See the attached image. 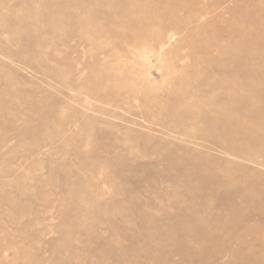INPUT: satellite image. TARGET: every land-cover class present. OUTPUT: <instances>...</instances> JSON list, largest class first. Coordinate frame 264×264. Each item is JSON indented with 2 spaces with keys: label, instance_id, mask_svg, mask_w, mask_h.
<instances>
[{
  "label": "rangeland",
  "instance_id": "obj_1",
  "mask_svg": "<svg viewBox=\"0 0 264 264\" xmlns=\"http://www.w3.org/2000/svg\"><path fill=\"white\" fill-rule=\"evenodd\" d=\"M263 9L0 0V264H264Z\"/></svg>",
  "mask_w": 264,
  "mask_h": 264
},
{
  "label": "bare ground",
  "instance_id": "obj_2",
  "mask_svg": "<svg viewBox=\"0 0 264 264\" xmlns=\"http://www.w3.org/2000/svg\"><path fill=\"white\" fill-rule=\"evenodd\" d=\"M99 1H100V0H99ZM253 5H254V4H253ZM252 7H253V6H252ZM263 10H264V9H263ZM259 12H260V11H258V13H259ZM262 12L264 13V11H262ZM248 13H250V12L248 11ZM253 13H254V12H253ZM251 15H252V14H251ZM251 15L249 14V16H251ZM260 15H261V14H260ZM255 16H257V15H255ZM261 16H262V15H261ZM263 16H264V15H263ZM246 17H247V15H246ZM251 18H252V17H251ZM261 21H263V20H261ZM262 25H263V24H262ZM250 31H251V30H250ZM243 32H244V31H243ZM245 32H246V31H245ZM248 36H250V34H249ZM260 36L262 37V35H260ZM243 37H245V36L243 35ZM262 39H264V37H263ZM250 40H252V39H250ZM260 41H261V40H260ZM262 41H263V40H262ZM244 44H245V43H244ZM245 45H247V44H245ZM223 52H226V51H223ZM221 53H222V52H221ZM226 53H227V52H226ZM250 53H252V52H250ZM258 53H259V52H258ZM223 54H224V53H223ZM247 54H248L249 56L252 55V54L250 55L249 53H247ZM260 55H262V54L260 53ZM219 56H220V55H219ZM235 56H236V55H235ZM237 56H238V55H237ZM244 56H245V54H244ZM221 57H222V56H221ZM228 57H229V56H228ZM245 57H246V56H245ZM245 57H243V59H244ZM226 58H227V57H226ZM234 58H235V57H234ZM247 59H248V58H247ZM254 59H255V58H254ZM262 59H263V58H262ZM239 60H240V59H239ZM263 60H264V59H263ZM240 61H241V60H240ZM243 62H244V61H243ZM249 62H250V61H249ZM239 63H240V62H239ZM243 64H244V63H243ZM245 64H246V62H245ZM245 64H244V65H245ZM249 64H250V63H249ZM249 64H248V65H249ZM236 65H238V64H236ZM246 65H247V64H246ZM262 66H263V65H262ZM237 67H238V66H237ZM249 68H250V67H249ZM252 68H253V67H252ZM255 68H256V67H255ZM258 68H259V67H258ZM240 69H242V68H240ZM245 69H246V68H245ZM236 70H237V68H236ZM255 70H256V69H254V71H255ZM258 71H259V70H258ZM256 72H257V71H256ZM237 73H239V72H237ZM248 73H249V72H248ZM257 73H258V72H257ZM257 73H256L255 75H259V73H258V74H257ZM248 75H251V74H248ZM253 75H254V74H253ZM251 76H252V75H251ZM233 78H234V77H233ZM250 78H251V77H250ZM246 79H247V78H246ZM229 80H230V79H229ZM252 80H253V79H252ZM230 81H231V80H230ZM243 81H244V80H243ZM245 81H246V80H245ZM250 81H251V79H250ZM231 82H232V81H231ZM246 82H248V80H247ZM225 83H228V82H225ZM225 83H224V80H223V84H225ZM234 83H235V82H234ZM239 83H240V81H239ZM249 83H250V82H249ZM249 83H247V85H248ZM253 83H255V82H253ZM221 84H222V82H221ZM223 84H222V86H223ZM228 84H229V83H228ZM263 84H264V83H263ZM263 84H262V85H263ZM235 85H236V83H235ZM253 85L256 86V84H253ZM262 85H261V86H262ZM245 86H246V85H245ZM245 86H244V87H245ZM259 86H260V85H258V87H259ZM263 86H264V85H263ZM219 87H221V86L219 85L217 88H219ZM237 87L239 88V86H237ZM258 87H257V88H258ZM223 88H224V87H223ZM234 88H235V87H234ZM238 88H237V89H238ZM249 88H250V87H249ZM259 88H260V87H259ZM261 88L263 89L264 87H261ZM232 89H233V86H232ZM232 89H229V90H232ZM241 89H243L242 92L245 90L244 88H241ZM250 89H251V88H250ZM252 89H256V88H252ZM252 89H251V90H252ZM225 90H226V89H225ZM229 90H228V91H229ZM258 90H259V89H258ZM260 90H261V89H260ZM226 91H227V90H226ZM235 91H236V90H235ZM256 91H257V90H256ZM231 92H232V91H231ZM233 92H234V91H233ZM237 92H238V91H237ZM237 92H236V93H237ZM234 93H235V92H234ZM236 93H235V94H236ZM243 93H244V92H243ZM243 93H242V94H243ZM248 93H249V92H248ZM253 93H254V92H252V94H253ZM259 93H260V92H259ZM227 94L231 95L232 93H231V94H230V93H227ZM250 94H251V93H250ZM263 94H264V89H263ZM263 94H262V95H263ZM229 95H228V96H229ZM245 95H246V93H245ZM232 96H233V95H232ZM235 96H236V95H235ZM257 96H258V95H257ZM229 97H230V96H229ZM242 97H243V96L241 95V96H240V99H241ZM245 97H249V96H245ZM235 98H236V97H235ZM235 98H233V100H234ZM238 98H239V97H238ZM238 98H237V99H238ZM231 99H232V97H231ZM231 99H230V100H231ZM237 99H235L236 101H233V103L238 102ZM240 99H239V100H240ZM242 99H243V98H242ZM260 99H261V98H258V100H260ZM263 99H264V96H263ZM241 101H242V100H241ZM245 101H247V100H245ZM245 101H242V103L245 102ZM248 101L251 103L250 100H248ZM248 101H247V103H248ZM231 102H232V101H231ZM258 102L260 103V101H258ZM229 103H230V102H229ZM239 103H241V102H239ZM245 103H246V102H245ZM236 104H237V103H236ZM243 104H244V103H243ZM261 104H264V103L261 102L260 105H261ZM241 105H242V104H241ZM241 105H239V106H241ZM247 105H249V104H247ZM256 105H257V104H256ZM244 106H245V105H244ZM251 106H254V105L251 104ZM262 106H263V105H262ZM245 107H246V106H245ZM249 107H250V106H249ZM249 107L247 106L245 109H247V108L249 109ZM254 107H255V106H254ZM256 108L258 109V106H257ZM259 108H261V106H259ZM263 108H264V107H263ZM216 109H218V108H216ZM219 109H221L222 111H224L226 108H223V106H222V107H220ZM219 109H218V112H220ZM253 110H254V109H253ZM253 110H252V111H253ZM248 112H250V109L248 110ZM255 112H256V111H255ZM255 112H254V113H255ZM262 112H263V111H262ZM262 112H261V113H262ZM257 113H259V115H261L260 112L257 111ZM216 114H217V113H216ZM224 114H225V113H224ZM250 114L252 115L253 113H250ZM217 115H219V114H217ZM220 115H221V114H220ZM254 116H258V114H257V115L254 114ZM263 117H264V116H263ZM230 121H235V120H234V119H233V120L231 119ZM214 122H215V121H214ZM209 123H210V122H209ZM218 123H219V122H218ZM232 123H234V122H232ZM211 124H213V123H211ZM211 124H210V125H211ZM234 124H235V123H234ZM236 124H237V123H236ZM236 124H235L234 126H235V127H238V126H236ZM238 124H239V122H238ZM244 124H245V123H244ZM244 124L242 123L241 125L243 126ZM214 125H216V123H215ZM218 125L221 126L220 124H218ZM246 125H247V124H246ZM250 125H252V124H250ZM250 125L248 126L249 129H250ZM239 126H240V125H239ZM253 126H254V125H253ZM258 126H259V125H258ZM258 126H257V127H258ZM260 126H262V125H260ZM254 128H255V127H254ZM259 128H260V127H259ZM210 129H211V128H210ZM239 129H240V128H239ZM241 129L243 130L242 127H241ZM241 129H240V130H241ZM257 129H258V128H257ZM263 129H264V128H263ZM233 130H237V128H235V129H233ZM242 130H241V131H242ZM244 130H245L246 133H248V132H247V129H244ZM257 131H258V130H257ZM259 131H260V130H259ZM261 131H262V130H261ZM263 131H264V130H263ZM263 131H262V132H263ZM232 132H234V131H232ZM232 132H231V133H232ZM236 132H238V131H236ZM242 132H244V131H242ZM251 132H254V130H252ZM229 133H230V132H229ZM234 133H235V132H234ZM246 133H245V134H246ZM249 133H250V131H249ZM252 134H253V133H252ZM261 134H262V133H260V136H261ZM226 135H227V134H226ZM228 135H229V134H228ZM230 135H231V134H230ZM235 135H237V133H236ZM239 135H242V133L239 134V132H238V135H237L238 138H239ZM253 135H254V134H253ZM233 136H234V135H233ZM245 136H246V135H245ZM245 136H244V134L242 135V137H245ZM247 136H248V135H247ZM250 136H251V135H250ZM260 136L258 135V137H259L258 140L260 139ZM226 137H227V136H226ZM226 137H224V138H226ZM253 137H254V136H253ZM256 137H257V136H256ZM229 138H232V137H229ZM238 138H237V139H238ZM240 138H241V137H240ZM227 139H228V138H227ZM227 139H225V140H227ZM247 139H248V137H247ZM250 139H252V136L250 137ZM250 139H248V140H250ZM232 140H234V139H232ZM244 140H245V139H244ZM252 140H253V139H252ZM227 141H229V140H227ZM227 141H226V142H227ZM250 141H251V140H250ZM256 141H257V140H256ZM243 142L245 143V141H243ZM261 142H262V141H261ZM254 143L256 144L257 142H252V144H254ZM224 144H225V143H224ZM239 144H240V143H239ZM259 144H260V143L258 142V146H259ZM250 145H251V144H250ZM221 146H224V145H221ZM225 146H226V145H225ZM241 146H242V145H241ZM256 146H257V144H256ZM227 147H228V146H227ZM242 147H244V146H242ZM227 149H228V148H227ZM235 149H236V147H235ZM243 149H244V148H243ZM243 149L241 150V152H242V151H243V152H246V151H245L246 149H245V150H243ZM248 153H249V152H248ZM248 153H247V154H248ZM250 153H252V152H250ZM237 155H238V154H237ZM245 155H246V154H245ZM252 155H253V154H252ZM244 157H245V156H244ZM253 157H255V156H253ZM245 158L247 159V157H245ZM250 158H251V157H250ZM251 159H253V158H251ZM251 159H250V160H251ZM182 160H183V159H182ZM194 160H195V159H194ZM251 161H252V160H251ZM188 162H189V161H188ZM194 162H195V161H194ZM253 162H254V161H253ZM190 163H191V162H190ZM182 164H183V163H182ZM226 164H227V163H225V166H226ZM183 165H184V164H183ZM208 165H210V164L208 163L207 166H206V165H205V166L208 167ZM213 165H214V164H212V166H213ZM181 166H182V165H181ZM185 167H187V165H186ZM185 167H184V168H185ZM199 167H200V166H199ZM222 167H223V166H222ZM182 168H183V167H182ZM184 168H183V170H184ZM200 168H201V167H200ZM208 168H209V167H208ZM210 168H211V166H210ZM210 168H209V169H210ZM218 168H219V167H218ZM213 169H214V167H213ZM213 169H212V170H213ZM224 169H225V168H224ZM186 170H187V168H186ZM215 170H216V169H215ZM217 170H218V169H217ZM219 170H220V169H219ZM187 171H188V170H187ZM200 171H202V170H200ZM224 171H227V170L225 169ZM230 171H231V170H230ZM230 171L228 170V173H230ZM219 172H220V171H219ZM221 172H222V170H221ZM232 172L235 173V174H237L234 170H233ZM197 173H198V172H197ZM199 173H201V172H199ZM217 173H218V172H217ZM224 173L226 174V172H224ZM224 173H223V174H224ZM214 174H216V173H214ZM216 175H217V174H216ZM218 175H219V174H218ZM226 175H227V174H226ZM229 175H230V174H229ZM197 176H198V175H197ZM203 176H204V175H203ZM219 177H222V176H219ZM233 177H234V176H233ZM233 177L231 176V178H233ZM240 177H241V176H240ZM202 178H203V177H202V175H201L200 179H202ZM207 178H208V177H205V176H204V180L207 179ZM209 178H210V177H209ZM209 178H208V180L211 179V178H210V179H209ZM212 178L215 179L216 177H215V178L212 177ZM225 178H226V177H225ZM231 178H230V179H231ZM238 178H239V177H238ZM238 178H237V179H238ZM243 178H245V176L242 177L241 180H242ZM218 179H219V178H218ZM227 179H229V178L227 177ZM235 179H236V178H235ZM211 180H212V179H211ZM216 180H217V179H216ZM233 180H234V178L232 179V182L235 183V181H233ZM241 180H240V181H241ZM202 181H203V180H202ZM213 181H214V180H212V182H213ZM217 181H219V180H217ZM220 181H221V180H220ZM247 181H248V177H247ZM193 182H194V181H193ZM206 182H207V181H206ZM209 182H210V181H209ZM242 182L247 183V182H245V180L242 181ZM196 183H197V182H196ZM207 183H208V182H207ZM218 183H220V182H218ZM249 183H250V182H249ZM194 184H195V183H194ZM208 184H209V183H208ZM212 184H213V183H210V185H212ZM215 184H216V182H215ZM222 184H223V183H222ZM222 184H221V185H222ZM238 184L241 185L240 183H236V185H238ZM191 185H192V184H191ZM233 185H235V184H233ZM236 185H235V188H237ZM189 186H190V185H189ZM195 186H196V185H195ZM197 186H198V185H197ZM197 186H196V187H197ZM199 186H200V184H199ZM214 186H215V185H214ZM219 186H220V184H219ZM223 186H225V185H223ZM202 187H203V186H202ZM212 187H213V186H212ZM176 188H177V187H176ZM192 188H194V187H192ZM203 188H205V187H203ZM209 188L211 189V187H209ZM219 188H220V187H219ZM219 188H218V189H219ZM185 189H186V188H185ZM201 189H202V188H201ZM216 189H217V188H216ZM223 189H224V188H223ZM179 190H180V189H179ZM181 190H182V189H181ZM204 190H205V189H204ZM182 191H184V190H182ZM218 191H219V190H217V192H218ZM220 191H221V190H220ZM222 192H223V191H222ZM258 201H259V200H258ZM263 209H264V208H263ZM263 212H264V210H263ZM258 215H260V214H258ZM261 215H263V213H262ZM263 218H264V215H263ZM237 220H238V219H237ZM237 220H236V221H237ZM234 221H235V220H234ZM242 222H243V221H242ZM261 255L263 256L264 254H261ZM261 255H260V256H261ZM260 256H259V257H260ZM262 256H261V257H262ZM257 259H258V261H260V258L257 257ZM263 260H264V259L262 258V261H263ZM262 263H264V261H263Z\"/></svg>",
  "mask_w": 264,
  "mask_h": 264
}]
</instances>
